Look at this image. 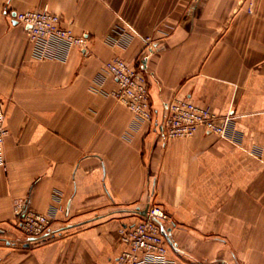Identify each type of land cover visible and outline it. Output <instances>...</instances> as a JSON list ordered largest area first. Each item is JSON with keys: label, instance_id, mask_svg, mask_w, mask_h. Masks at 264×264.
Here are the masks:
<instances>
[{"label": "crops", "instance_id": "0c3cea01", "mask_svg": "<svg viewBox=\"0 0 264 264\" xmlns=\"http://www.w3.org/2000/svg\"><path fill=\"white\" fill-rule=\"evenodd\" d=\"M42 4L91 37L86 51L33 56L13 13ZM117 29L123 46L108 41ZM115 56L145 73L151 121L112 94ZM173 97L232 114L229 137H165ZM0 100V264H117L118 227L148 200L184 262L264 264V0H0ZM19 206L51 235L21 244Z\"/></svg>", "mask_w": 264, "mask_h": 264}, {"label": "built area", "instance_id": "2783aa9c", "mask_svg": "<svg viewBox=\"0 0 264 264\" xmlns=\"http://www.w3.org/2000/svg\"><path fill=\"white\" fill-rule=\"evenodd\" d=\"M247 10L252 11V4ZM13 18L24 26L35 58L64 59L73 47L81 51H86L89 47L91 37L86 33H75L69 25L64 24L63 18L49 9L46 4L16 11L13 13ZM117 31L119 37L109 38L108 41L112 45L123 46L128 42V35L123 29ZM146 43H149V37H146ZM102 71L116 80L117 88L112 94L117 101L127 107L138 121H151L153 111L148 94V82L140 66L126 61L121 56H115L104 62ZM96 82L97 85L101 84V77ZM5 118V105L0 100L1 165L5 164L3 145L8 133ZM231 119L230 113L219 116L208 105L196 103L186 97H173L164 105L160 127L167 138L189 137L200 126L207 132L228 138ZM145 205H147L146 216L139 214L135 208L137 218L131 223L121 224L118 227L125 248L116 257L117 264H235L219 259L184 262V258L167 238L165 220L169 219V213L149 200ZM14 225L23 236L19 242L24 245L51 235L49 217L28 206L16 208ZM170 249L175 252L173 256L169 255Z\"/></svg>", "mask_w": 264, "mask_h": 264}, {"label": "water", "instance_id": "95a60500", "mask_svg": "<svg viewBox=\"0 0 264 264\" xmlns=\"http://www.w3.org/2000/svg\"><path fill=\"white\" fill-rule=\"evenodd\" d=\"M136 210L138 211L139 214L146 216L147 215V205L143 206V207H136ZM151 218H154L153 216H151ZM165 233V232H164ZM167 238L169 240V236L167 235ZM170 242V240H169Z\"/></svg>", "mask_w": 264, "mask_h": 264}, {"label": "rangeland", "instance_id": "374dc122", "mask_svg": "<svg viewBox=\"0 0 264 264\" xmlns=\"http://www.w3.org/2000/svg\"><path fill=\"white\" fill-rule=\"evenodd\" d=\"M166 211H167V210H166ZM169 218H170V216H169ZM168 221H169V219H168V220H165V222H166L165 225L169 223ZM166 227H167V225H166ZM13 228H15V225L13 226ZM20 240H21V239H20Z\"/></svg>", "mask_w": 264, "mask_h": 264}]
</instances>
